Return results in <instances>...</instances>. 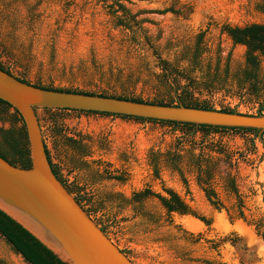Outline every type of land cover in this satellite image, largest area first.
Wrapping results in <instances>:
<instances>
[{
  "label": "rangeland",
  "instance_id": "374dc122",
  "mask_svg": "<svg viewBox=\"0 0 264 264\" xmlns=\"http://www.w3.org/2000/svg\"><path fill=\"white\" fill-rule=\"evenodd\" d=\"M261 1L0 0V65L30 83L142 100L167 98L187 76L201 83L190 89L198 102L264 113V62L257 91L239 86L245 47L220 31L264 24ZM0 110V143L1 130H13L28 150L19 115ZM36 114L60 179L134 264H264V131ZM145 188L170 190L190 213L168 212L153 195L133 197ZM0 264H27L1 236Z\"/></svg>",
  "mask_w": 264,
  "mask_h": 264
},
{
  "label": "water",
  "instance_id": "95a60500",
  "mask_svg": "<svg viewBox=\"0 0 264 264\" xmlns=\"http://www.w3.org/2000/svg\"><path fill=\"white\" fill-rule=\"evenodd\" d=\"M0 100L18 113L25 128L30 166L0 156V210L66 264H134L54 175L37 109H71L146 119L264 131V113L203 109L49 90L0 69ZM262 242L264 240L262 238Z\"/></svg>",
  "mask_w": 264,
  "mask_h": 264
},
{
  "label": "trees",
  "instance_id": "16d2710c",
  "mask_svg": "<svg viewBox=\"0 0 264 264\" xmlns=\"http://www.w3.org/2000/svg\"><path fill=\"white\" fill-rule=\"evenodd\" d=\"M121 9L122 6H119ZM257 8L264 13V0L258 4ZM118 24L123 23L119 20L118 17L115 18ZM138 24V22H136ZM220 31L224 32L234 44L243 45L245 47L244 59H245V67L241 70L240 73L236 74L237 84L242 86L245 83H250L251 87H253L254 91L259 89L258 82V68L261 62H264V24L251 23L244 26H231L229 24H222L220 27ZM201 37L202 33H200L197 37V42L195 45L193 59L197 58V54H199L201 47ZM0 69L5 71L8 74L12 73L5 69L0 65ZM17 79L22 82H28L23 77L15 76ZM185 84H179V82L174 81V93L167 96L165 99H154V100H142L140 98H134L127 95H113L106 94L103 92H84L79 90L72 89H60L53 88L50 86H43L39 83H31L34 86L46 88L49 90H60V91H72L79 93H86L92 95H107L111 97H117L121 99H129L133 101H143L149 103H157V104H166V105H184L187 107H198L203 109H213L211 106L204 104L202 102H198V100L192 98L190 89L192 87H196L197 85H201L199 82L196 84L195 80L186 76ZM205 80L202 85L206 87L212 86V81L207 82ZM172 87V86H171ZM179 90V92H178ZM0 105L6 108H12L8 103L0 100ZM52 110V109H45ZM57 111H75L78 113H94V114H102V115H112L124 119H135L139 121H148V122H158L163 124H169L173 126H183L187 128H195L204 131H219V130H236V131H247V132H258L259 130L250 129V128H232V127H219V126H210V125H200V124H192V123H182V122H173V121H164V120H155V119H146L140 117H132L126 115H118V114H109L102 112H92V111H80V110H71V109H55ZM221 111H231L235 112V110L229 109H219ZM15 113L16 110L13 109ZM263 113V107H259L258 110L254 114ZM18 114V113H17ZM1 115V110H0ZM1 136L3 140L2 145L0 143V156L8 161L10 164L14 166H19L22 168H27L30 166V158L28 154V150L26 145L23 143L22 136L16 134L13 130H1ZM45 152L47 158L50 163V167L56 176V178L65 186V188L72 194L73 191L60 179L56 169L50 161L48 151L44 144ZM116 179H121L120 176H115ZM207 193V197L210 198V194L212 191L205 188ZM167 196H162L158 193L150 192L149 189H144L142 191H137L133 193V197L136 198H144L148 195L155 196L165 207L168 212L177 211L180 214H188L190 213L188 207L179 199V197L171 192L170 190L166 191ZM74 199L80 204L81 196L78 194L74 195ZM88 213L89 211L86 210ZM89 214V213H88ZM101 230L105 232V229L101 227ZM0 236L12 247L16 254H19L23 260L27 264H66L61 259H59L54 253H52L46 246H44L39 240H37L32 234H30L26 229H24L21 225H19L16 221L6 215L4 212L0 210ZM262 238L264 240V233L262 234ZM122 251V250H121ZM123 252V251H122Z\"/></svg>",
  "mask_w": 264,
  "mask_h": 264
}]
</instances>
